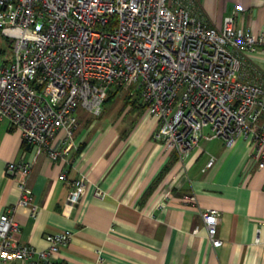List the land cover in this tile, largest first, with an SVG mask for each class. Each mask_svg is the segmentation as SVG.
<instances>
[{"label": "built area", "instance_id": "built-area-1", "mask_svg": "<svg viewBox=\"0 0 264 264\" xmlns=\"http://www.w3.org/2000/svg\"><path fill=\"white\" fill-rule=\"evenodd\" d=\"M194 11L195 0H0V35L12 40L10 56L0 61V121L36 155L63 161L79 125L77 109L99 116L110 90L131 88L157 123L153 138L179 162L201 139L219 138L231 148L243 138L262 166L264 80L250 79L245 57L264 46V34L236 27L233 9L219 27ZM34 162L5 165L18 189L15 206L32 218L38 214L28 185ZM212 162L210 156L205 167ZM58 179L66 180L64 170ZM86 180L72 181L69 205L78 203ZM92 194L105 197L99 186ZM184 198L195 203L193 195ZM15 206L0 214V264H49L71 232L45 234L44 249L17 243ZM199 213L208 241L219 247L220 211Z\"/></svg>", "mask_w": 264, "mask_h": 264}, {"label": "crops", "instance_id": "crops-1", "mask_svg": "<svg viewBox=\"0 0 264 264\" xmlns=\"http://www.w3.org/2000/svg\"><path fill=\"white\" fill-rule=\"evenodd\" d=\"M229 9L236 27L264 34V0H195L194 12L215 27ZM245 60L250 79L264 80V46ZM77 117L63 161L36 155L16 129L0 121V214L18 199L6 162L35 161L28 185L38 214L32 218L27 208L15 206V242L44 249L45 234L69 230L68 243L49 264H264V164L259 166L247 140L238 138L227 148L219 138L201 139L179 162L153 138L157 123L140 100L120 112L95 117L79 110ZM62 138L59 132L52 145ZM210 156L213 162L205 167ZM80 176L87 178L85 187L78 203L69 205L71 183ZM95 186L104 198L93 196ZM207 207L220 211L216 248L199 213Z\"/></svg>", "mask_w": 264, "mask_h": 264}, {"label": "rangeland", "instance_id": "rangeland-1", "mask_svg": "<svg viewBox=\"0 0 264 264\" xmlns=\"http://www.w3.org/2000/svg\"><path fill=\"white\" fill-rule=\"evenodd\" d=\"M10 42L0 36V61L2 58L8 57L10 54ZM133 91L126 88L115 89L107 96L104 104L102 106L103 115L111 113L113 111H122L127 105H129ZM82 110L81 108L77 109V112ZM96 117V116H95ZM207 128L204 129V132H207Z\"/></svg>", "mask_w": 264, "mask_h": 264}, {"label": "trees", "instance_id": "trees-1", "mask_svg": "<svg viewBox=\"0 0 264 264\" xmlns=\"http://www.w3.org/2000/svg\"><path fill=\"white\" fill-rule=\"evenodd\" d=\"M0 36H2V35H0ZM2 38L6 39V40H9V42H10V44H11V46H10V54H11L12 40H11V39H8V38H5V37H3V36H2ZM10 54H9V56H10ZM9 56H8V57H9ZM8 57L2 58L1 60H3V61H7ZM115 89H121V87H116V88L110 90V91L108 92V95H109V93H111V92H112L113 90H115ZM108 95H107V96H108ZM132 95H134V96H133V98H131L130 103H131V104H138V101H139V93H138L137 91H134V92L132 93ZM106 98H107V97H106ZM105 100H106V99H105ZM105 100H104V101H105ZM103 104H104V102H103ZM142 106H143V105H142ZM143 109H144V107H143Z\"/></svg>", "mask_w": 264, "mask_h": 264}]
</instances>
